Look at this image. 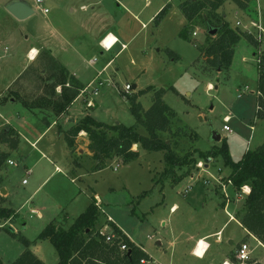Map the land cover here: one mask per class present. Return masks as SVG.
Returning a JSON list of instances; mask_svg holds the SVG:
<instances>
[{"label":"rangeland","instance_id":"rangeland-1","mask_svg":"<svg viewBox=\"0 0 264 264\" xmlns=\"http://www.w3.org/2000/svg\"><path fill=\"white\" fill-rule=\"evenodd\" d=\"M12 1L0 0V132L11 127L19 133L20 142L8 159L17 166L5 162L0 169V206L15 213L12 219L0 220L3 264L16 261L26 250L23 240L31 242L29 250L43 264H58L54 247L49 241L37 240L38 236L50 222L69 228L94 196L101 207L97 227L102 225L105 230V225L111 226L109 219L149 254L151 264H223L231 261L243 243L248 244L251 261L264 264V248L234 219L243 208L246 192L237 194L227 183L231 164L222 155L209 161L198 157L200 152L221 146L222 141H212V131L225 140L231 163L264 144V113L257 115L254 55L264 52V39L254 46L243 38L235 47L231 66L219 71L205 62L199 50L216 38L217 32H210L219 27L207 22L208 10L188 26V39L180 36L188 25L179 8L186 0H20L34 10L23 21L7 12ZM167 4L171 5L167 15L156 25L154 18ZM218 15L233 30L245 32L236 22L250 25L259 15L264 27V0H252L246 10L226 2ZM118 29L128 38L123 41L125 48L119 43L104 52L93 44L101 32L117 33ZM5 33L15 34L14 40L5 42ZM112 42L110 37L106 45ZM31 47L53 50L83 86L61 117L51 109L25 106L24 102L33 104L46 95L58 96L62 90L46 83L50 72L44 71V51L23 72ZM19 72L23 78L14 84L12 78ZM126 85L131 87V96L148 88L163 89L164 102L177 115L175 126L198 135L196 142L190 137L163 136L179 156L192 154L200 161L195 168L175 169V177L190 171L180 182L173 183L171 178L153 181L167 168L164 154L139 147L137 161L124 164L113 157L103 169H96L85 134L76 141L74 158L80 166L73 164L60 135L73 121L90 116L107 125H136L130 104L122 96ZM137 100L148 110L152 92ZM224 125L231 132L224 131ZM138 132L145 135L141 127ZM0 149L9 152L5 145ZM27 170L32 171L30 176ZM23 180L27 183L22 184ZM199 239L209 244L206 253L204 241L195 247ZM194 247L195 254L203 258L192 254Z\"/></svg>","mask_w":264,"mask_h":264},{"label":"trees","instance_id":"trees-1","mask_svg":"<svg viewBox=\"0 0 264 264\" xmlns=\"http://www.w3.org/2000/svg\"><path fill=\"white\" fill-rule=\"evenodd\" d=\"M252 0H186L180 3L179 8L188 22L180 36L188 39L189 27L195 19L204 11H209L207 18L209 23L218 24L216 38L199 47L200 53L205 62L219 71L231 66L235 47L245 38L254 46L259 44L249 34L243 31L233 30L218 15L219 9L226 3H233L238 9L246 10ZM170 4H167L161 12L154 18L153 22L159 25L161 20L167 15ZM211 19V20H209ZM208 23V24H209ZM189 26V27H188ZM47 70L50 72L46 78L50 81L47 85L62 88L60 94L46 95L36 103L24 102L29 109L41 108L51 109L55 116L61 117L66 114L69 107L80 95L83 86L79 81L71 76L68 71L59 65L49 52L45 53ZM257 57V115L261 114L260 108H264V52H256ZM62 77L61 81H57ZM54 89V88H53ZM152 92V105L148 110H144L138 102V96ZM133 95V94H132ZM57 96V99H54ZM123 98L130 104V110L135 118L136 125L126 127L121 124L107 125L96 121L90 116H85L72 124L71 128L63 133V139L70 153L75 166L80 163L74 158L76 141L81 133H85L89 142V150L92 151V159L96 161V169H103L105 162L113 157L120 158L124 164L135 162L140 155L134 147L137 146L147 152H163L164 162L167 168L162 172L161 178H153L159 182L166 178H171L173 183L180 182L189 176V170L180 177H175V169L184 167L195 168L199 164V159L211 160L219 155L231 164L232 172L227 178V183L231 184L234 191L240 194L243 188H249L246 194L243 208L238 211L234 219L264 246V144L254 151H247L238 163H231L227 152L225 140H221V146L208 152L198 153L197 159L192 154L179 156L172 148V144L163 139L164 135L174 137H190L195 142L199 137L197 134H188L187 127H176L177 115L171 107L164 102V90H153L148 88L139 91L137 94L123 92ZM6 101V99H5ZM4 102V101H3ZM176 120V123H175ZM141 127L145 130V135L138 132ZM20 142L19 134L11 127H6L0 132V145L7 146L9 152L0 149V169L8 161L10 153L18 149ZM191 170V169H190ZM141 198V197H140ZM101 215V207L95 197L84 213L75 219L69 228H64L54 222H50L40 233L37 240L49 241L58 255V264H141V260L150 262V256L142 248L133 243L116 225L109 222L113 239L109 242L106 237L100 234L101 227H97ZM15 217L12 209L0 206V220H9ZM13 232V230L9 229ZM26 250L20 257L10 264H43L30 250V243L23 240ZM125 246V250L121 247ZM231 264H238L235 255L230 258ZM0 264L3 262L0 260ZM246 264H259L249 261Z\"/></svg>","mask_w":264,"mask_h":264},{"label":"built area","instance_id":"built-area-1","mask_svg":"<svg viewBox=\"0 0 264 264\" xmlns=\"http://www.w3.org/2000/svg\"><path fill=\"white\" fill-rule=\"evenodd\" d=\"M38 4H40L41 2L40 1H37ZM236 26L237 27H243L244 31L246 33H248L249 35H251L252 37H254V39L258 42H261L263 39H264V27H263V24H262V19H261V16L259 15L258 16V19L257 21L255 22H251L250 25H242V23L240 21L236 22ZM253 31H252V30ZM109 36H106L102 41H101V45L103 47V49H105L106 51H110L112 49V47L114 46L115 44V41L112 42L110 45H106V41L108 40ZM131 90V87L129 85H126L125 87V91L126 93H128L129 91ZM258 92H257V96H258ZM261 112L264 113V108H260ZM228 120L229 118L226 117L224 122L225 123H228ZM224 131H228V132H231V130L229 129L228 126L224 125L223 127ZM7 164L10 165V166H17L15 162L11 161V160H8L7 161ZM199 166V165H198ZM201 167V166H200ZM32 173L31 170H27L25 172L26 176H30ZM27 181L26 180H23L22 184H26ZM246 188V187H245ZM243 188V189H245ZM109 222H111L109 219H107ZM108 225H105V230L104 229H101L100 230V234L101 235H104L106 237V241L109 242L113 239V235H109V233H107V229H108ZM103 228V227H102ZM253 237V236H252ZM254 238V237H253ZM197 246V245H196ZM125 246H122L121 247V250H125ZM194 256L198 257L195 252H193ZM235 259L237 261L238 264H246L247 262L251 261L250 259V252H249V247H248V244L247 243H243L241 244L237 250L235 251ZM141 264H147L148 262H146L145 260H141L140 262Z\"/></svg>","mask_w":264,"mask_h":264},{"label":"crops","instance_id":"crops-1","mask_svg":"<svg viewBox=\"0 0 264 264\" xmlns=\"http://www.w3.org/2000/svg\"><path fill=\"white\" fill-rule=\"evenodd\" d=\"M20 1V0H19ZM8 5V4H7ZM8 12V11H7ZM11 15V14H10ZM12 16V15H11ZM17 20V19H16ZM124 34H123V31H122V29H118L117 30V33H112V32H107V33H104V32H101L100 34H99V36H98V38H97V40H92V42H93V44L94 43H96V45H98V47L100 48V49H102L104 52H108V51H106L105 49H103V47H102V45H101V41L106 37V36H109V38L110 37H112L113 38V42L115 41V44H114V46L115 45H118L119 43H121V45H122V48H125L126 47V44L123 42L124 40H128V38L127 37H125V36H123ZM14 38H15V34H13V33H9V34H7L6 35V33H5V35H4V38H3V40H5V42H10V40H14ZM108 38V39H109ZM108 41V40H107ZM113 46V47H114ZM83 47H84V45H83ZM112 47V48H113ZM122 48L120 49V52H121V50H122ZM45 52V53H47V52H49V54H50V56H52V58H54L55 60H56V62L59 64V65H61L62 67H64L67 71H68V69L65 67V66H67L66 64H61L60 63V58H57L55 55H54V52H53V50H47V48H45V50H38L37 48H35V47H31L28 51H27V53H26V57H27V63H26V65L24 66V69H23V72L24 71H26V69L27 68H29L30 66H32V64H34L37 60H38V58H39V56H40V54H42V52ZM81 52H82V50H80V48H79V50H78V52H77V54H80L81 55ZM83 53V52H82ZM100 53V55H105V54H103V52L102 51H100L99 52ZM255 55V54H254ZM91 63L93 64L94 63V61H91ZM107 65H104L103 66V69L106 67ZM68 73L70 74V72L68 71ZM22 72H19V74H17L16 76H14V78H12V82L15 84V82H18L21 78H23L22 77ZM71 76H73V77H75L74 75H72V74H70ZM76 78V77H75ZM209 87L210 88H212V86L211 85H209ZM132 89H133V87H132ZM75 102V101H74ZM72 123H75L74 121L72 122ZM18 133V132H17ZM19 134V133H18ZM81 134H85V133H81ZM80 134V135H81ZM60 135H62V134H60ZM86 135V134H85ZM63 136V135H62ZM88 141V140H87ZM89 143V142H88ZM18 150V149H17ZM16 150V151H17ZM134 150H137V146H135V149ZM15 152V151H14ZM14 152H12V153H14ZM90 156V155H89ZM58 171H59V169H58ZM32 174V173H31ZM245 190V195L246 194H248L249 193V188H245L244 189ZM95 198H96V196H94ZM233 217L231 216V219H232ZM237 221V220H236ZM238 222V221H237ZM256 240V239H255ZM200 241H204V239H199L197 242H196V245L198 244V242H200ZM205 242V241H204ZM206 243V245H207V248L205 249V253L207 252V249H208V246H209V244L207 243V242H205ZM231 244H232V242H230ZM159 244V243H158ZM196 245H195V247H196ZM259 245L260 246H262L261 245V243L259 242ZM195 247L193 248V250H192V254H193V252H194V249H195ZM263 248H264V246H262ZM144 251V250H143ZM145 252V251H144ZM146 253V252H145ZM205 253H204V255H205ZM235 254V253H234ZM149 255V254H148ZM194 255V254H193ZM203 255V256H204ZM196 257V256H195ZM151 258V257H150ZM197 258H199V259H201V258H203V257H197ZM151 263H153V259L151 258V261L150 262H148L147 264H151ZM224 263H227V264H230V262H228V261H225Z\"/></svg>","mask_w":264,"mask_h":264},{"label":"water","instance_id":"water-1","mask_svg":"<svg viewBox=\"0 0 264 264\" xmlns=\"http://www.w3.org/2000/svg\"><path fill=\"white\" fill-rule=\"evenodd\" d=\"M6 9L9 14H11L15 19L19 21L26 20L27 18H29L30 16L34 14V10L32 8H30L27 4L19 0L10 2L7 5ZM216 32L217 30H214V31H211L210 34L215 35ZM133 89H135V86H133ZM212 141L215 143L221 142V136L215 131H212Z\"/></svg>","mask_w":264,"mask_h":264},{"label":"bare ground","instance_id":"bare-ground-1","mask_svg":"<svg viewBox=\"0 0 264 264\" xmlns=\"http://www.w3.org/2000/svg\"><path fill=\"white\" fill-rule=\"evenodd\" d=\"M106 42H107V41H106ZM106 42H105V43H106ZM223 264H227V263H223Z\"/></svg>","mask_w":264,"mask_h":264}]
</instances>
